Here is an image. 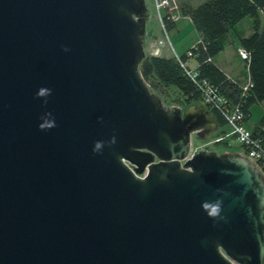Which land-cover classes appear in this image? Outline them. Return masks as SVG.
Here are the masks:
<instances>
[{"label": "water", "instance_id": "95a60500", "mask_svg": "<svg viewBox=\"0 0 264 264\" xmlns=\"http://www.w3.org/2000/svg\"><path fill=\"white\" fill-rule=\"evenodd\" d=\"M148 19L145 0H0V264H264V178L189 152L215 122L140 75Z\"/></svg>", "mask_w": 264, "mask_h": 264}, {"label": "trees", "instance_id": "16d2710c", "mask_svg": "<svg viewBox=\"0 0 264 264\" xmlns=\"http://www.w3.org/2000/svg\"><path fill=\"white\" fill-rule=\"evenodd\" d=\"M180 10L199 34V39L188 48L194 53L196 76L215 84L230 104L240 106L246 119L249 107L264 98V0H203L196 5L181 4ZM245 15L252 18V31L239 36L238 43L248 52L247 73L251 84L242 94L241 85L215 64L213 56L222 48L223 36ZM173 25L167 22L168 29ZM180 58L187 60L185 53L180 54ZM185 66L190 67L187 63ZM138 70L159 96L166 95L167 87L172 86L182 96V100L176 101L178 104L186 107L201 103L198 87L174 55L147 53L139 62ZM203 107L210 112L217 127L227 126L217 109L204 103ZM251 130L264 139V112Z\"/></svg>", "mask_w": 264, "mask_h": 264}, {"label": "rangeland", "instance_id": "374dc122", "mask_svg": "<svg viewBox=\"0 0 264 264\" xmlns=\"http://www.w3.org/2000/svg\"><path fill=\"white\" fill-rule=\"evenodd\" d=\"M146 5L149 10V19L146 22V34L143 43L144 50L146 52L149 51V44L151 42L155 43L160 49H166L167 54L171 53L168 40L170 41L174 50L178 52L185 51L186 48L192 46L198 39L199 35L192 22L189 20L187 16L182 14L180 10L181 4L187 5H196L197 3L203 0H172L173 2V10H179L181 12V17L174 23L173 27H169L167 29V38L164 36L162 30L159 27V23L157 21V17L155 15V10L152 5V0H145ZM260 22L263 20L262 14H259ZM252 31V18L249 15H245L240 18L234 26L223 36V41H230L233 38H236L233 42V48L230 45H226L223 50H220L216 55H214V62L219 66L221 62H225L226 66L229 67L233 62L237 65L241 66L244 70L246 67V60L241 57L239 52V43L238 37L245 36ZM176 51V52H177ZM231 58V59H229ZM190 64L194 63V59L189 58ZM224 60V61H223ZM228 60V61H227ZM229 60L233 62H229ZM195 66V65H194ZM230 68V67H229ZM240 69L239 80H243V83L246 80L245 73ZM242 85V84H241ZM158 95V94H157ZM159 96V95H158ZM161 98L162 104L165 106H169L171 104H178L177 100H182L181 94L174 87H167L166 95L159 96ZM201 105L200 102H197ZM178 105L184 108V104L179 103ZM190 105V104H189ZM203 107V105H201ZM204 108V107H203ZM264 112V98L259 102H255L251 105L249 115L246 117V125L249 127L256 124ZM223 130V131H222ZM217 135H223V139L220 141H213L214 137ZM206 149V150H228V151H242V146L238 142V140L229 133V127L224 125L223 127L215 128L213 132L202 139L195 134L191 135V143H190V153L194 152L198 149Z\"/></svg>", "mask_w": 264, "mask_h": 264}, {"label": "built area", "instance_id": "2783aa9c", "mask_svg": "<svg viewBox=\"0 0 264 264\" xmlns=\"http://www.w3.org/2000/svg\"><path fill=\"white\" fill-rule=\"evenodd\" d=\"M152 5L155 10V15L159 23V27L162 30L164 36L167 38V22L174 24L181 17L179 10H173L172 0H152ZM171 54L174 55L179 63L184 66L185 72L193 80L198 87L201 94V102L217 109L224 117L227 126L229 127V133L233 135L242 146V153L245 157L251 160L259 169L264 178V139L261 135L254 134L251 129L244 126V113L238 104H230L227 99L219 92L217 86L207 79L196 76L195 67L187 68L186 61L180 58V54L174 50L170 41L168 40ZM241 57L246 60V66L248 61V52L239 47ZM185 56L187 59L194 58V53L190 49L185 50ZM251 84L249 77H246L245 82L241 85L242 94ZM223 139V135H217L213 141H220ZM131 167V166H130ZM145 170L138 174L143 176Z\"/></svg>", "mask_w": 264, "mask_h": 264}, {"label": "crops", "instance_id": "0c3cea01", "mask_svg": "<svg viewBox=\"0 0 264 264\" xmlns=\"http://www.w3.org/2000/svg\"><path fill=\"white\" fill-rule=\"evenodd\" d=\"M174 26V25H173ZM172 26V27H173ZM199 35V34H198ZM236 38H233L232 40H230V41H228V42H226V41H223V46H222V48L220 49V50H223L225 47H226V45L228 46V45H230V46H232V48H233V42H234V40H235ZM149 46H150V48H149V52H151V53H156V54H163V55H167V51H166V49H160L155 43H153V42H151L150 44H149ZM191 47V46H190ZM190 47H188V48H190ZM188 48H186V49H188ZM177 51V50H176ZM185 51H181V52H178L177 51V53L178 54H182V53H184ZM171 54V53H170ZM192 59H194V58H192ZM229 59H231V58H229ZM213 60H214V56H213ZM189 61H190V59H187L186 60V63L190 66V67H194V65H196V62H195V59H194V63L193 64H190L189 63ZM224 61V60H223ZM228 61V60H227ZM229 62H233V61H231V60H229ZM216 64V63H215ZM218 66V65H217ZM223 72H225L226 73V75L229 77V78H231L232 80H234V81H236L238 84H243V80H239V74H240V69L241 70H243L242 69V67L241 66H239V65H237L235 62H233L231 65H229V67L228 66H226V63L224 62H221V64H219V66H218ZM242 72H244L245 74V77H247L248 76V73H247V66L245 67V69L242 71ZM201 105H203V103L201 102ZM251 107V106H250ZM250 107H249V111H250ZM205 109V108H204ZM206 110V109H205ZM243 124H244V126L245 127H247V128H249V129H251V128H253L254 127V125H252V126H248V125H246V120H244V122H243ZM222 151V150H221Z\"/></svg>", "mask_w": 264, "mask_h": 264}, {"label": "clouds", "instance_id": "9594fccd", "mask_svg": "<svg viewBox=\"0 0 264 264\" xmlns=\"http://www.w3.org/2000/svg\"><path fill=\"white\" fill-rule=\"evenodd\" d=\"M45 91H46L45 89H41V90L38 91L37 95L38 96H42V95L45 94ZM97 147H98V145H97ZM204 207H205V209H207L209 207V205L208 204H205ZM210 214L213 215V216L216 215L217 214V209L214 207L212 209V212Z\"/></svg>", "mask_w": 264, "mask_h": 264}]
</instances>
